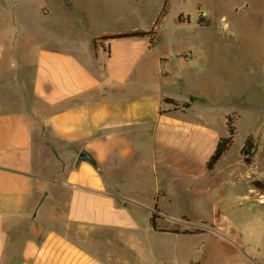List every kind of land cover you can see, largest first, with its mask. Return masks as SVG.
I'll return each mask as SVG.
<instances>
[{
	"label": "crops",
	"instance_id": "obj_1",
	"mask_svg": "<svg viewBox=\"0 0 264 264\" xmlns=\"http://www.w3.org/2000/svg\"><path fill=\"white\" fill-rule=\"evenodd\" d=\"M14 17L0 0V264H117L115 239L142 256L139 223L153 212L156 222L190 220L161 196L173 205L227 181L245 185L243 172L221 175L223 157L207 169L229 115L210 111L192 82L193 54L170 52L162 25L75 22L57 38H25ZM153 26L152 39H101ZM83 150L97 167L78 160ZM204 218L199 232L239 238L218 215Z\"/></svg>",
	"mask_w": 264,
	"mask_h": 264
},
{
	"label": "rangeland",
	"instance_id": "obj_2",
	"mask_svg": "<svg viewBox=\"0 0 264 264\" xmlns=\"http://www.w3.org/2000/svg\"><path fill=\"white\" fill-rule=\"evenodd\" d=\"M12 4L14 20L25 38L49 33L57 38L75 22L90 21L113 30L162 25L170 52L193 54L192 82L197 93L205 90L209 95L210 111L219 118L229 115L236 126L233 144L218 171L225 176L229 171L243 172L245 185L264 181V0H4V6ZM249 135L257 148L247 163L241 148ZM245 185L227 181L224 191L216 185L199 200L191 194L173 205L161 196L160 203L169 205L171 213H185L190 220L157 221L165 229L177 226V234L155 232L148 220L140 222L144 254L119 248L122 243L115 239V261L118 264V256H123L125 264H264V205ZM46 206L42 207L45 214ZM217 215L225 228L239 233L233 244L199 232L207 228L200 216L210 221ZM185 230L193 233L184 234ZM211 246L218 251L211 252Z\"/></svg>",
	"mask_w": 264,
	"mask_h": 264
},
{
	"label": "trees",
	"instance_id": "obj_3",
	"mask_svg": "<svg viewBox=\"0 0 264 264\" xmlns=\"http://www.w3.org/2000/svg\"><path fill=\"white\" fill-rule=\"evenodd\" d=\"M162 14V12H161ZM160 14V15H161ZM157 23H155L154 26H156ZM154 26L153 28L149 30H141V29H136V30H131L127 31L124 33H116V34H110L108 36H103L101 39H113V38H120V37H149L152 39V35L154 33ZM96 41V40H95ZM169 101L174 102V100L169 99ZM175 103V102H174ZM228 132L229 134L225 137H221L216 145V148L212 155L210 156L209 160L207 161L206 167L207 169L211 170L214 168L215 164L225 155V153L229 150V148L233 144V138L234 134L236 132V126L234 125L233 122L230 121V116L228 117ZM257 145L256 142L254 141L253 135H249L242 148H241V154L244 156V160L249 163L251 162V157L253 156L254 152L256 151ZM97 167V163L95 164ZM250 185L254 189H259L262 190L264 188V181L262 180H253L250 181ZM155 210L157 209V206L155 205ZM156 213L153 212L150 218V224L153 227V229H157V222H156ZM185 233H191V231L185 230Z\"/></svg>",
	"mask_w": 264,
	"mask_h": 264
},
{
	"label": "water",
	"instance_id": "obj_4",
	"mask_svg": "<svg viewBox=\"0 0 264 264\" xmlns=\"http://www.w3.org/2000/svg\"><path fill=\"white\" fill-rule=\"evenodd\" d=\"M78 160L79 161H88V162L92 163L93 165H95L97 163L95 158L93 157V155L86 150H83L79 153Z\"/></svg>",
	"mask_w": 264,
	"mask_h": 264
},
{
	"label": "built area",
	"instance_id": "obj_5",
	"mask_svg": "<svg viewBox=\"0 0 264 264\" xmlns=\"http://www.w3.org/2000/svg\"><path fill=\"white\" fill-rule=\"evenodd\" d=\"M251 194L255 195V200L258 204L264 205V191L259 189H252Z\"/></svg>",
	"mask_w": 264,
	"mask_h": 264
}]
</instances>
